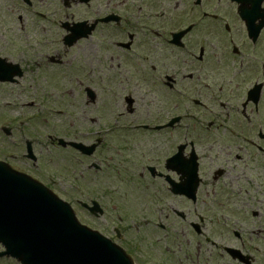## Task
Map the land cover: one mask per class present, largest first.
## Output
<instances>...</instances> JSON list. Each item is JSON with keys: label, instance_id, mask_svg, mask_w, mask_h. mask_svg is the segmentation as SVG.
<instances>
[{"label": "flooded vegetation", "instance_id": "flooded-vegetation-1", "mask_svg": "<svg viewBox=\"0 0 264 264\" xmlns=\"http://www.w3.org/2000/svg\"><path fill=\"white\" fill-rule=\"evenodd\" d=\"M5 77L42 122L89 127L45 143L96 146L85 205L136 264H264V0H0ZM140 105L165 117L124 138Z\"/></svg>", "mask_w": 264, "mask_h": 264}, {"label": "water", "instance_id": "water-1", "mask_svg": "<svg viewBox=\"0 0 264 264\" xmlns=\"http://www.w3.org/2000/svg\"><path fill=\"white\" fill-rule=\"evenodd\" d=\"M193 192V190H192ZM47 191L0 164V243L23 264H133L117 246L79 226L73 213L37 215Z\"/></svg>", "mask_w": 264, "mask_h": 264}, {"label": "rangeland", "instance_id": "rangeland-1", "mask_svg": "<svg viewBox=\"0 0 264 264\" xmlns=\"http://www.w3.org/2000/svg\"><path fill=\"white\" fill-rule=\"evenodd\" d=\"M21 95L18 92L17 88L15 87H4L0 88V154L4 151L7 152V155L4 156L7 161H9V157L13 155H20L24 154V149H18L15 147H11L10 144L7 142L6 136L2 133V129L4 126L11 127L12 128V138H22L23 131L27 127L25 124V117L27 115H34L33 110L32 112L29 111L27 107L21 106ZM80 110H75L74 114L77 115L80 113ZM115 111H109V114ZM152 113V115L150 114ZM44 116H46V112H42ZM124 114V112H123ZM165 117V114L162 111H151L147 109L144 106H141L137 108V111L133 115L124 116L122 120V125L125 129L134 128L137 125L149 123L155 118H161L163 120ZM50 123L53 121V116L49 118ZM108 124L112 123V120H107ZM157 121V120H156ZM39 121L34 120L32 125L28 128V135L35 136V138H39L38 140L35 139V150L37 153V156L42 158V164L44 166V174L43 172L40 173H34V175H42L46 180L51 182L54 188V192L63 200L70 202L75 211L77 212L78 218H80L81 223L85 225H89L90 227L94 229H101L100 226H102L103 221L99 220L96 221L93 218L89 217V215L82 210L81 207L78 206L77 200H86L85 196H82L83 190L78 192L75 189L76 185H73L74 183H77V186L80 184L82 185V188L85 190V181L84 178L82 180L80 179V174L85 171L86 162L85 160L80 157L78 154H76L73 150H60L58 148H48V145L44 142H47V138H45L46 135L52 134L51 130L52 127L45 125H38ZM53 123L59 124L63 123L64 127H59L58 133L53 134H64L68 131L71 132V138H74L75 131H85L89 129L87 125L83 121H76L75 125L72 126V119L69 117H66V115L60 116V118L55 119ZM17 127L19 130H17ZM45 126V127H44ZM102 126H100L101 128ZM98 128L97 126H93L92 129ZM65 129V132L63 133L62 130ZM23 130V131H21ZM121 135L124 136V138H153L150 134L142 131H123L120 132ZM76 136V135H75ZM24 141V140H23ZM22 142V141H21ZM23 143V142H22ZM2 158V157H0ZM81 161H84L85 163H81ZM74 170L77 172L75 173ZM45 181V180H44ZM76 181V182H75ZM96 187H92L93 190V197L98 196L99 198V192L102 188V185L99 183V185H94ZM97 192L96 194H94ZM87 193V192H86ZM77 201V202H76ZM158 236H154L151 241L146 242V250H157V247L150 246V243L154 240H157ZM161 247H163V244H161ZM145 249V247L143 248ZM1 250V248H0ZM0 264H18L13 260L4 259L1 260Z\"/></svg>", "mask_w": 264, "mask_h": 264}]
</instances>
